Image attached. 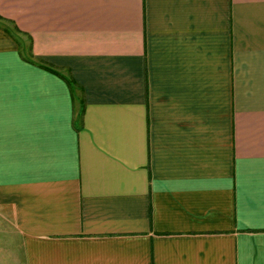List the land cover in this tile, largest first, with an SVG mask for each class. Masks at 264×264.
Returning a JSON list of instances; mask_svg holds the SVG:
<instances>
[{
    "label": "crops",
    "instance_id": "crops-1",
    "mask_svg": "<svg viewBox=\"0 0 264 264\" xmlns=\"http://www.w3.org/2000/svg\"><path fill=\"white\" fill-rule=\"evenodd\" d=\"M0 264H264V0H0Z\"/></svg>",
    "mask_w": 264,
    "mask_h": 264
},
{
    "label": "rangeland",
    "instance_id": "rangeland-1",
    "mask_svg": "<svg viewBox=\"0 0 264 264\" xmlns=\"http://www.w3.org/2000/svg\"><path fill=\"white\" fill-rule=\"evenodd\" d=\"M3 240V239H2Z\"/></svg>",
    "mask_w": 264,
    "mask_h": 264
}]
</instances>
